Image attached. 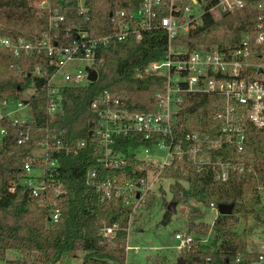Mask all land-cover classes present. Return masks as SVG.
Returning <instances> with one entry per match:
<instances>
[{
  "label": "trees",
  "instance_id": "trees-1",
  "mask_svg": "<svg viewBox=\"0 0 264 264\" xmlns=\"http://www.w3.org/2000/svg\"><path fill=\"white\" fill-rule=\"evenodd\" d=\"M0 0V36L14 40L23 38L28 42L40 43L45 36L53 42L67 46L79 40L82 31L97 36L113 31L114 24L109 13L116 9L130 10L143 0ZM168 4L169 0H164ZM217 0H203L206 12L197 28L180 33L174 42L186 43L189 50L197 47L211 48L219 44L236 43L242 32L251 31L258 19V0H248L247 5L236 14L214 15L208 11ZM166 8L161 14L166 13ZM58 12L64 19L58 26H50V18ZM168 48V36L158 29L148 33L142 41L129 37L116 46L102 47L97 56L102 58L98 78L85 85L67 86L63 91L62 111L52 117L47 109V93L43 87L57 66L45 49H35L16 59L7 48L0 47V100L19 96L26 90L31 94L34 122L49 128L63 144L74 145L85 139L87 145L77 153L65 150L54 152L59 165L53 178L61 193L54 194L50 203L59 208V218L48 221L50 206L40 203L27 185L21 182L22 167L34 142L18 143L21 127H9L4 142H0V260L7 264H56L67 253L82 250L83 264H111L115 261L125 264L127 237L132 205L123 197L103 200L97 189L87 182V172L97 170L104 178H134L144 176L146 170L141 162L127 157L128 164L119 169L106 168L100 161V153L90 131L98 117L91 102L106 89L122 92L128 108L134 111H148L155 108V91L162 86V77L138 75L139 70L153 60L162 58ZM44 76L36 75V66ZM208 94L192 95L186 100L180 112L181 133L191 130L210 132L214 125L211 118L217 108ZM118 148L128 153L129 148L139 147L146 139L137 133L118 139ZM213 159L235 165L229 176L222 179L213 167L198 169L187 160L178 163L165 177L176 180L173 200L180 202L194 198L206 206L221 203L233 204L231 214H218L213 223L195 222L189 224V233L195 229L205 234L212 229L214 237L204 242L194 236L190 247L182 252L185 264H251L257 253L248 249V235L239 230L242 221H247L257 209L264 208V128L248 123L245 140L241 148L229 144L214 151ZM48 183L51 176L46 178ZM186 181L187 186L180 182ZM17 185L14 192L9 187ZM162 185L160 186L161 189ZM155 198L151 193L144 208H149ZM166 219H169L167 217ZM117 224L113 237L102 233L106 226ZM9 250L21 253V258H8Z\"/></svg>",
  "mask_w": 264,
  "mask_h": 264
},
{
  "label": "built area",
  "instance_id": "built-area-1",
  "mask_svg": "<svg viewBox=\"0 0 264 264\" xmlns=\"http://www.w3.org/2000/svg\"><path fill=\"white\" fill-rule=\"evenodd\" d=\"M248 0H217L208 11L214 15L223 13L236 14L247 5ZM258 19L251 31L242 32L238 42L219 44L211 48L197 47L189 50L188 45H177L174 39L184 32L197 28L206 12L203 0H143L130 10L116 9L109 17L113 31L97 36L88 31L79 32V40L67 46L58 45L50 36L40 43L28 42L23 38L14 40L0 36V47L7 48L15 58L28 54L35 49H45L57 70L44 83L47 93V109L52 117L62 111L63 91L67 86L85 85L93 82L89 71L95 70L97 78L102 58L97 56L102 47L116 46L129 37L142 41L148 33L158 29L168 36V48L165 55L143 66L138 75H157L162 77V86L154 93L155 108L148 111H134L128 108L122 92L106 89L91 102L92 109L98 117L91 136L97 144L100 161L106 168L119 169L128 164L127 157L135 158L142 163L146 174L140 177L107 178L101 177L97 170L87 172V182L94 186L103 200L123 197L136 212L145 206L148 196L157 182L163 179L171 169H177L178 163L192 161L198 169L213 167L217 176L226 179L230 168L235 165L221 159H213V153L233 143L242 147L248 123L264 128V0H258ZM166 8V13L161 11ZM83 0L81 11L83 12ZM64 17L56 12L50 18V26H58ZM86 61L85 68L78 67L64 72L66 84L52 82L54 75L68 62ZM36 75L44 76L47 70L41 71L37 65ZM34 89L26 90L19 96L0 100V142H4L9 127H21L18 143L34 142L22 167L21 182L27 185L41 204L49 207L48 221L59 218V208L50 203L52 197L48 192L61 193L55 184L54 171L59 165L54 152L65 150L77 153L87 145L85 139L74 145L56 144V138L48 127L44 128L34 122L31 107V94ZM27 96H24L25 93ZM36 92V91H35ZM208 94L215 96L213 104L217 110L211 118L214 125L210 132L191 130L182 134L180 112L192 95ZM28 109L26 116L23 111ZM137 133L146 139V143L134 148L133 156L118 148V139ZM140 152V154L138 153ZM51 176L50 183L46 178ZM175 180V179H174ZM161 184L158 186L160 188ZM17 185L9 187L14 192ZM218 212L215 205L210 206ZM118 225L115 223L103 228L102 233L111 238ZM177 248L185 250L190 247L194 236L187 232H177ZM127 248H129L127 246ZM264 258L261 256V259ZM0 264H7L0 260Z\"/></svg>",
  "mask_w": 264,
  "mask_h": 264
},
{
  "label": "rangeland",
  "instance_id": "rangeland-1",
  "mask_svg": "<svg viewBox=\"0 0 264 264\" xmlns=\"http://www.w3.org/2000/svg\"><path fill=\"white\" fill-rule=\"evenodd\" d=\"M48 4V0H41L40 5ZM86 61L68 62L52 78V82L66 84L64 72L73 71L78 67L85 68ZM27 92L24 96H27ZM25 109L23 114H28ZM29 117V115H26ZM140 154V152H138ZM187 186L186 181L180 182ZM162 185L161 189L158 188ZM177 185L174 179H163L157 182L151 193L155 194L152 205L149 208L143 206L139 208L131 218L127 237V255L125 264H178V259H182V252L177 244L179 239L175 237L177 232L189 231V224L195 222L213 223L219 213L213 211L211 207L204 205L194 198H186L178 202L176 212L169 211L168 206L173 200V190ZM150 193V194H151ZM264 204V202H263ZM169 217V219H166ZM239 230H245L248 239V249L257 253V259L251 264H264V208L257 209L256 213L250 215L247 221H242ZM190 233L193 236L202 237L204 242H210L214 237L212 229L205 234L198 233L195 229ZM8 258H21V253L9 250ZM82 250H75L67 253L56 264H83ZM184 264L185 261L183 260ZM111 264H120L111 262Z\"/></svg>",
  "mask_w": 264,
  "mask_h": 264
},
{
  "label": "water",
  "instance_id": "water-1",
  "mask_svg": "<svg viewBox=\"0 0 264 264\" xmlns=\"http://www.w3.org/2000/svg\"><path fill=\"white\" fill-rule=\"evenodd\" d=\"M112 16V12L109 13V17ZM89 79L91 81H95L97 79V72L95 70H90L89 71ZM92 134V131H90V135ZM134 154V148H130L129 150V155L133 156ZM177 201H173L169 204L168 209L169 211L176 212V205ZM233 204H226V203H221L218 206V212L219 214H231L233 212ZM178 264H184L182 259H178Z\"/></svg>",
  "mask_w": 264,
  "mask_h": 264
},
{
  "label": "crops",
  "instance_id": "crops-1",
  "mask_svg": "<svg viewBox=\"0 0 264 264\" xmlns=\"http://www.w3.org/2000/svg\"><path fill=\"white\" fill-rule=\"evenodd\" d=\"M263 259V258H262Z\"/></svg>",
  "mask_w": 264,
  "mask_h": 264
}]
</instances>
